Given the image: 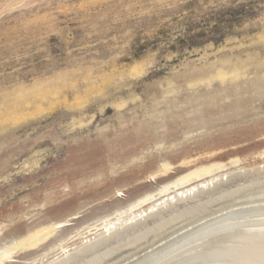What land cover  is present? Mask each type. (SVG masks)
Wrapping results in <instances>:
<instances>
[{"label": "rangeland", "instance_id": "rangeland-1", "mask_svg": "<svg viewBox=\"0 0 264 264\" xmlns=\"http://www.w3.org/2000/svg\"><path fill=\"white\" fill-rule=\"evenodd\" d=\"M262 153L264 0H0V249L71 221L7 264Z\"/></svg>", "mask_w": 264, "mask_h": 264}, {"label": "bare ground", "instance_id": "bare-ground-1", "mask_svg": "<svg viewBox=\"0 0 264 264\" xmlns=\"http://www.w3.org/2000/svg\"><path fill=\"white\" fill-rule=\"evenodd\" d=\"M259 156L264 163V153ZM242 162L236 157L190 168L75 233L63 230L24 264H264V164ZM172 169L163 163L151 180ZM70 222H50L4 246L0 264L34 252Z\"/></svg>", "mask_w": 264, "mask_h": 264}]
</instances>
